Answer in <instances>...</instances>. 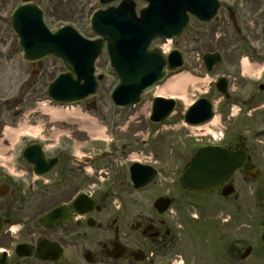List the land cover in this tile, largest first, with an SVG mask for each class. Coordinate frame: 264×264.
<instances>
[{
  "label": "flooded vegetation",
  "instance_id": "flooded-vegetation-1",
  "mask_svg": "<svg viewBox=\"0 0 264 264\" xmlns=\"http://www.w3.org/2000/svg\"><path fill=\"white\" fill-rule=\"evenodd\" d=\"M32 1L70 5L72 0ZM22 3L0 0V9ZM74 3L81 5L82 0ZM259 94L264 95V90ZM163 138L151 145L143 142L152 151L153 161L148 163L159 171L143 189L134 188L122 164L117 171L113 167L109 172V165L99 170L103 161L111 164L117 159L115 150L91 162L105 175L102 181L84 176L86 161L75 159L70 146L64 152L47 153L49 159H59L47 179L37 178L26 162L11 171L0 164L4 170L0 173V254L8 257L2 261L264 264V145H247L243 136H224L218 146L245 151L247 159L218 188L198 192L183 185V176L198 150L213 145L201 139L183 148L179 136L175 144L158 146ZM56 208L60 210L52 214Z\"/></svg>",
  "mask_w": 264,
  "mask_h": 264
},
{
  "label": "rangeland",
  "instance_id": "rangeland-1",
  "mask_svg": "<svg viewBox=\"0 0 264 264\" xmlns=\"http://www.w3.org/2000/svg\"><path fill=\"white\" fill-rule=\"evenodd\" d=\"M91 1L82 0L81 5H75L74 0L70 5H42L46 10V24L52 29L69 25L85 38H96L90 27V17L94 12L88 9ZM224 1L238 13L241 36L235 32L227 11L222 10L219 20L212 24H200L192 18L184 34L176 41L154 42V46L166 45L171 50L174 48L182 50L187 63L181 72L189 73L198 79L188 88L185 99L176 97L178 100L176 112L161 126L153 125L149 121L155 92L143 96L142 104L137 107L125 110L115 108L111 94L119 79L111 69L107 52L101 55L96 64L97 73L106 75V80L101 83L95 98L98 111H89L85 105H81L75 109H80L82 116L86 117L85 120H81L80 115H75L76 112L54 117L48 111L52 106L44 105L48 102L47 88L66 70L60 60L49 57L43 61L44 69L39 74H32L36 68L23 60V50L12 29L11 14L17 5H4L0 9V153L5 154L2 162H7L12 157L17 165H21L22 149L35 141L45 145L50 154L64 151L70 146L72 153L81 161L86 160L83 156L89 152L91 156H95L110 148L115 149L117 159L111 164L103 161L99 168L100 170L109 165V172L113 167L117 171L121 164L126 170L136 160L133 159L135 155L143 163L153 161L152 151L148 146H144L143 142L148 141L147 143L151 145L152 141L162 140V136L163 142H157L158 146L175 144V140L181 136L184 148L194 143L195 139H211V131L216 133L223 131L231 136L236 133L244 136L250 146H263L264 136L256 137L255 134L264 129V104L257 107L263 103L264 96H258V83H252L254 80L242 73L240 62L245 55L250 57V62L253 57L264 59V0ZM91 3L94 9L100 8L97 0ZM145 5L142 2L138 3V11ZM89 13L91 14L88 15ZM215 51L223 54L225 64L216 66L209 73L203 56ZM222 76L228 77L233 84L232 88L235 89L233 97L237 103L224 106L225 100L215 88L214 82ZM250 77L259 78L260 71L252 72ZM201 97L213 101L216 114L221 121L218 126L210 127L208 131L188 128L183 122L186 109ZM234 105L243 109L236 117L230 116ZM68 111L71 112L72 109ZM93 119L95 121H91ZM25 124L37 129L36 139L23 136L16 143H11L7 137L5 138L7 127L17 128ZM94 127L103 128L104 137H96L92 131ZM158 131L161 132L157 134ZM132 143L138 144L136 148L129 149ZM2 171L4 170L0 166L1 174ZM84 176L97 180L101 175L93 168L84 170Z\"/></svg>",
  "mask_w": 264,
  "mask_h": 264
},
{
  "label": "water",
  "instance_id": "water-1",
  "mask_svg": "<svg viewBox=\"0 0 264 264\" xmlns=\"http://www.w3.org/2000/svg\"><path fill=\"white\" fill-rule=\"evenodd\" d=\"M149 8L142 11L138 19L134 5L124 2L118 9L97 12L92 19L93 31L103 35V39L88 41L73 28L57 31L49 30L37 5H21L13 15V26L25 49L24 59L30 62L42 61L55 56L63 61L70 71L60 75L49 86V96L56 103L78 104L96 95L99 81L95 76L94 64L103 53L105 42L111 56L112 68L120 77L113 100L120 108L132 106L141 101V95L153 90L167 76L168 70L177 71L184 66L183 55L174 50L166 56L160 47L149 50L156 38L172 39L181 36L188 24V12L203 21H211L221 8L217 0H147ZM208 70L222 63L220 53L206 54ZM40 66L41 63H40ZM167 67V70L165 68ZM220 92L228 97V83L225 78L217 85ZM176 102L164 98L154 100L152 120L163 122L174 111ZM214 117L212 104L207 99L196 102L186 113L185 121L190 126L203 125ZM26 159L36 165L39 174L44 175L55 161L47 162L40 145H33L25 152ZM244 154H233L223 150L200 153L184 176V184L198 190L199 187L218 186L241 166ZM133 180L137 188L150 183L153 169L134 165ZM0 254V264L5 263ZM6 259V258H5ZM7 260V259H6Z\"/></svg>",
  "mask_w": 264,
  "mask_h": 264
},
{
  "label": "bare ground",
  "instance_id": "bare-ground-1",
  "mask_svg": "<svg viewBox=\"0 0 264 264\" xmlns=\"http://www.w3.org/2000/svg\"><path fill=\"white\" fill-rule=\"evenodd\" d=\"M244 67L246 70H250V65L247 61L243 62ZM253 71V69L251 70ZM198 81L197 78L193 77L189 73H180L178 75L173 76L171 79H169L164 85L157 88L155 94L156 96H165V97H179L182 99L186 98L187 90L190 86L194 85ZM50 113L54 115V117L58 116H66L68 113H74L75 115H80L81 120H85L86 117L82 116L83 114L80 113V109H73L71 112L68 110L63 109H57L52 108L48 110ZM78 112V113H77ZM87 120V119H86ZM91 121H95L94 119ZM96 124V123H95ZM220 124L219 117H215V119L210 122L209 124L202 126V127H196L195 130L198 131H208L210 130V127H216ZM94 125V124H93ZM92 131L95 133L96 137H104V131L101 127H94L92 128ZM37 129L29 127L28 125H21L18 128H9L6 130L5 138L9 139L11 143H16L20 137L22 136H36ZM2 157V156H1ZM138 156H133V159H138Z\"/></svg>",
  "mask_w": 264,
  "mask_h": 264
}]
</instances>
